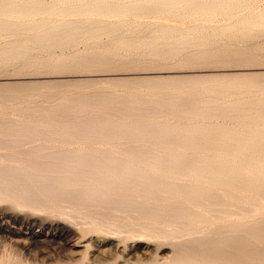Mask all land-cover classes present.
I'll use <instances>...</instances> for the list:
<instances>
[{
  "label": "bare ground",
  "instance_id": "6f19581e",
  "mask_svg": "<svg viewBox=\"0 0 264 264\" xmlns=\"http://www.w3.org/2000/svg\"><path fill=\"white\" fill-rule=\"evenodd\" d=\"M246 1L252 0H60L59 4L48 0H0V37H6L0 43V66H107L117 61L104 54L121 55V50L171 60L189 46L202 43L198 42L199 37H204L202 44H207L219 33L204 32L206 37L196 29L185 33L188 24H171L173 15L169 12L182 10L184 15L201 13L200 17L208 18V13L216 10L229 19L236 17L253 25L264 23L263 11L247 13L242 7L240 12L238 4L243 6ZM249 2L244 5L247 7ZM131 16L135 22H129ZM144 16L154 19L145 31L143 22L147 21L139 19ZM157 20L164 23L156 26ZM229 26L227 23L225 28ZM147 31L154 35L148 37ZM106 33L113 40L112 45L103 39ZM208 33H212L210 37ZM168 36L171 38L165 41ZM79 41H86L85 49L76 47L80 50L67 52L68 46ZM210 51L198 49L186 54V59L215 55ZM212 76L207 74L197 82L208 81L205 87L215 96L199 92L201 96L194 100H186L181 90H166L183 77L117 80L121 85L148 87L147 91L134 93L73 89L37 93L46 101L45 111L15 119L0 117L1 200L6 198L18 207L73 215L82 209L107 215L115 209L131 217L167 220L191 229L198 221L209 222L264 207V202L259 201V197H264V150L259 149L264 147L263 133L212 119H219L220 111L229 112L241 105L259 111L263 98L246 97V88L230 85L225 81L228 77ZM86 82L73 85L84 87ZM249 85L252 83L246 87ZM195 88L184 91L194 94ZM247 89L254 91L253 87ZM257 90L262 93V89ZM31 92L24 85H0V99L10 103ZM160 107L169 108V112L171 109L172 116L183 114L188 121H197L187 125L168 123L170 119L152 121L151 115L158 114ZM135 116L141 120L136 121L137 117L134 121ZM210 119L215 123L207 122ZM196 148L206 149L211 156ZM249 148L257 150L250 155ZM240 161L256 171H247L239 166ZM256 217L228 226L220 224L202 236L173 244L176 264H264V217ZM0 264L24 263L7 252L0 256Z\"/></svg>",
  "mask_w": 264,
  "mask_h": 264
},
{
  "label": "rangeland",
  "instance_id": "374dc122",
  "mask_svg": "<svg viewBox=\"0 0 264 264\" xmlns=\"http://www.w3.org/2000/svg\"><path fill=\"white\" fill-rule=\"evenodd\" d=\"M48 1L57 4L60 3V0H58V2L57 0ZM254 1H250L251 3L249 1H246V3H242L243 6L239 5L241 4L240 2L238 6L241 11H239L242 12L243 7V12L247 13H256L257 11L264 12V0ZM248 2L249 7H246ZM213 11H211L212 13L210 12L211 14L208 13L209 17H206L208 20L204 17H200L203 16L201 13H192L194 15L188 14V16L187 14H181L180 12H182V10L177 11L178 15L176 11H171V13L169 12L170 16L173 15L172 17H170L172 21H170L169 19V22H171V24L177 23L181 24L183 27H186L188 24L187 28H184L185 31L183 29L185 33L189 32V29H196L197 31L199 30V32L203 33L205 37L207 32H212L213 30L214 31L212 33L214 35H216V33H219L215 37L212 35L214 37L212 38L213 41L207 44H202L204 41V37H199L198 42L202 43H197L198 45L194 44L192 46H189L188 48L182 50L171 60L164 57H156L151 54L149 55L148 53H126V51L124 52L123 50H121V55L115 52H107L109 55L104 54L107 55L106 57L108 59L117 61L115 64H109L107 66H75L73 68H55L49 67L47 65L29 66L21 63L20 64L22 66L20 64L7 65L8 67L6 65H1L0 85H24L26 90L32 91V94L28 95L26 98L18 99L15 103H10L0 99V117H11L15 119L22 118L23 116H29L30 114L38 113L39 111H45L43 106L46 104V101L44 98H40L37 94L43 91H63L67 89H73L81 92L84 91L88 93H94L104 90H118L121 92L125 90L124 92L134 93L135 90H148V87H146L145 85L140 86V88L121 85L117 82V80L120 79H163L171 77H183L181 81H178V83L174 84L173 88L171 86L170 89L166 88V90L168 89L170 91L178 92H180L179 90H181L180 93L183 97H185L186 100H194L197 99V97L199 98L201 95H205L208 97V94H210L209 97L215 96L214 93L209 92L206 89L207 87H205L206 85H208V81L197 82L201 81L203 76H207V74L208 76L213 75L216 77L215 79H226L228 77L225 81H227V83H229L230 85L237 84L244 87V89L246 88L244 96H259L260 98H263L264 101V23H260V25L258 23H254L253 25V23L248 22L247 20H244L243 22L242 19L236 17H232L229 19L225 15H223L221 11ZM173 13H176V15L174 16ZM179 13L180 16L182 15L184 19L179 16ZM195 14L197 17L195 16ZM52 17L56 18L57 16ZM131 17H129V22H135V20H131L135 19V17ZM151 17L153 18V16H144L143 18H139L141 19V21H147V23L143 22L145 25L143 26L144 28H142V30L145 31L147 28H145V26L147 24H150L151 21L153 22L154 19H152ZM198 17L200 18V20ZM245 21L248 23H246ZM156 22L159 23L157 24ZM160 22L164 23L162 20L155 21L156 26L161 25ZM136 23L139 24L137 21ZM227 23L230 24V28L226 29L225 26ZM255 24H258L259 26ZM202 26L205 27L203 28ZM222 26L225 28V30H223L224 28ZM252 26H254V29L252 28ZM215 29H217V32H215ZM218 29L219 31H221L222 29V32L224 34L222 32L220 34ZM149 32L151 33V31ZM149 32L147 33L148 37L154 35V33L150 34ZM152 32H155L156 34V30H152ZM159 32L161 31H158V35L161 34ZM212 33H208L207 37H210L209 35ZM108 36L109 35H107L106 33L103 39L105 41L107 40L106 43H109L110 45V42H113V40H111V38ZM193 36L198 35L193 34ZM216 37H220L219 40H217ZM1 38L2 40L0 41V43L2 44L4 41L3 39H6V37H0V39ZM170 38L171 37L168 36L164 40L168 41ZM72 46L75 47L73 48ZM72 46H68L67 52H75L76 50H80L84 46L86 47L87 43L86 41H79L77 45L74 44ZM76 47H79L80 49H77ZM85 47L83 49H85ZM196 48L210 49V52L215 55L204 57L205 59L196 58L188 61L186 59L188 57L187 55L192 54L196 50H198ZM59 50L60 49L57 48L56 53H59ZM150 56L154 57V61ZM249 75L251 77L253 76L252 79H250L251 77ZM198 76H200V78ZM235 77H238L240 79H236ZM231 78H234L235 81L237 80V83H235ZM242 78L246 79L245 81L247 82V85L252 83V85H249L248 87H253L254 91H251V89L250 91H247L248 87H246V82L242 81ZM229 79L231 80L228 81ZM208 80L210 81V79ZM77 81L87 82L84 87H76L73 85V83ZM256 83L262 84L257 86L258 84L255 85ZM191 85L196 86V88L194 86L191 87ZM187 88L189 91L192 88H195L197 89V92H194L193 94L184 91ZM257 89H262V93ZM205 91H208L207 95ZM255 91H257V93H255ZM199 92L200 94H203L198 95ZM241 96L242 95H235V97ZM263 105L264 102L259 105L261 110H259L260 113L256 110L247 109V106H244V108L241 105V107H235L236 109L233 107L229 112L225 111L227 114L224 111H220L218 114L219 119H212H214L215 121L217 120L216 122L220 120L219 122L227 123L233 127L245 128L248 132H261L264 135ZM161 107L160 109H158V114H154L155 118L151 115L150 119L153 117L152 121L155 120L157 122L159 120L158 122H160V120L162 119L163 121L165 120L164 122H166V119H170V121H167L168 123L179 124L180 122H182L183 124L180 123V125H187V123L189 124L191 122L197 121L196 119L195 121L194 119L193 121H188V118H185L183 114L172 116L173 112L171 113V109L169 112V108H167V110L163 109L166 107ZM222 112L224 113L222 114ZM167 114L171 115L167 116ZM178 116H182V118H179ZM137 117L135 116L132 119L135 121ZM212 119H210L211 121L208 120L207 122L215 123ZM138 120H141V118L138 117L136 121ZM162 120L161 122H163ZM259 126L262 129H260ZM150 148H152V146H150ZM196 149L197 152H201L200 149L202 148ZM259 149L264 150V147H261ZM205 150L206 149H202L204 155L211 156V153L208 154L207 150L206 152ZM255 150L257 149L249 148L247 151H249V154L252 155ZM238 164L239 166L248 168L247 171L255 170L254 167H252V165L248 163L240 161L238 162ZM259 198V201L262 200V202H264V197ZM5 199L3 198L1 200L0 198V256L7 254V252L12 253L14 256L21 258L24 264H176L174 260L175 257L173 252V244L184 242L193 237L202 236L214 227L220 226V224L221 226H228L232 224V222L234 223L240 220H251L255 219L256 216L258 218L259 216L264 217V207H261L259 208L261 209V212L259 209H257L248 213L240 212L241 214H239V212H237L238 214H232L226 218H216L209 222L198 221L193 225V227L195 228L191 229L187 225L179 223L174 224L167 220H156L152 218L142 217L141 215L131 217L115 209H111L113 213L107 215L95 213L94 211L88 209H82L81 212L75 213L73 215V213H63L58 210L50 211L32 209L29 207L24 208L23 206L18 207L8 199H6L5 201ZM91 214H95V216L92 217ZM93 219H95L96 221H94Z\"/></svg>",
  "mask_w": 264,
  "mask_h": 264
}]
</instances>
